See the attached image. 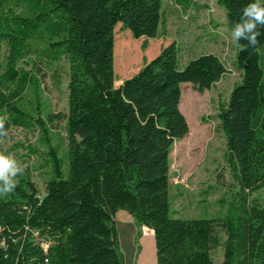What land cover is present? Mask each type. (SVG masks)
I'll return each mask as SVG.
<instances>
[{
    "label": "trees",
    "instance_id": "1",
    "mask_svg": "<svg viewBox=\"0 0 264 264\" xmlns=\"http://www.w3.org/2000/svg\"><path fill=\"white\" fill-rule=\"evenodd\" d=\"M218 2L232 29L251 0ZM119 23L135 38L157 37L163 0H0V53L8 49L0 117L8 133L38 130L52 168L39 196L26 160L38 150L0 147L5 154L24 150L15 157L27 165L15 191L0 196V264H124L115 227L120 208L153 231L156 264H216L218 226L227 235L223 264H236L237 254L241 264H264V201L248 205L240 227L230 217L171 215L170 151L189 130L179 107L181 84L203 92L226 73L224 63L214 53L182 63L172 42L115 87ZM258 30L257 46L241 51L247 42H235L242 76L219 112L227 162L246 191L264 188V28ZM32 53L68 61L66 113L24 106L27 88H39L36 75L20 66ZM58 119L66 124L67 173L50 138Z\"/></svg>",
    "mask_w": 264,
    "mask_h": 264
},
{
    "label": "rangeland",
    "instance_id": "2",
    "mask_svg": "<svg viewBox=\"0 0 264 264\" xmlns=\"http://www.w3.org/2000/svg\"><path fill=\"white\" fill-rule=\"evenodd\" d=\"M262 1V0H261ZM232 29L226 9L218 0H163V23L155 38H135L121 23L115 27L114 71L115 87L132 76L146 62L172 42L179 47L182 63L204 53L220 57L227 71L211 88L197 91L190 82L181 84L179 107L185 115L189 130L177 138L170 151L171 215L177 218L230 217L237 227L242 225L245 210L254 200L264 201V188L243 190L228 164L227 140L221 128L219 112L226 104L242 71L236 65V43L231 39ZM7 47L0 53V73L5 68ZM20 66L32 71L38 78L39 88L30 86L24 94V106H39L45 112L66 113L68 110L69 64L65 58L47 62L36 53L29 54ZM51 143L57 148L67 173V131L64 120L50 125ZM22 143L32 145L37 153L26 158L32 178L43 196L47 181L52 176L48 147L38 130L13 128L0 142L7 149ZM24 150L16 148V154ZM118 249L124 264H156L153 231L139 226L134 217L120 208L115 214ZM219 244L211 252L216 264H223L227 239L218 226ZM242 255L237 254L236 264Z\"/></svg>",
    "mask_w": 264,
    "mask_h": 264
},
{
    "label": "clouds",
    "instance_id": "3",
    "mask_svg": "<svg viewBox=\"0 0 264 264\" xmlns=\"http://www.w3.org/2000/svg\"><path fill=\"white\" fill-rule=\"evenodd\" d=\"M264 28V3L261 0H251L241 12L239 22L233 25L231 39L239 44L241 51L259 44L262 33L258 30ZM5 117H0V138L8 135L5 128ZM27 165L19 161L14 154L0 152V196H7L15 191L19 184L18 177L25 173Z\"/></svg>",
    "mask_w": 264,
    "mask_h": 264
},
{
    "label": "built area",
    "instance_id": "4",
    "mask_svg": "<svg viewBox=\"0 0 264 264\" xmlns=\"http://www.w3.org/2000/svg\"><path fill=\"white\" fill-rule=\"evenodd\" d=\"M41 243L44 247H46L48 245V243L44 240V239H41Z\"/></svg>",
    "mask_w": 264,
    "mask_h": 264
},
{
    "label": "crops",
    "instance_id": "5",
    "mask_svg": "<svg viewBox=\"0 0 264 264\" xmlns=\"http://www.w3.org/2000/svg\"><path fill=\"white\" fill-rule=\"evenodd\" d=\"M121 84H122V82L120 83V85H121ZM120 85H119V86H120Z\"/></svg>",
    "mask_w": 264,
    "mask_h": 264
}]
</instances>
